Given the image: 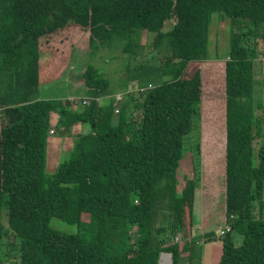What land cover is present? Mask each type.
<instances>
[{
	"label": "trees",
	"instance_id": "16d2710c",
	"mask_svg": "<svg viewBox=\"0 0 264 264\" xmlns=\"http://www.w3.org/2000/svg\"><path fill=\"white\" fill-rule=\"evenodd\" d=\"M214 12L230 23L225 132L211 131V116L199 130L201 163L179 193L184 139L195 118L202 125L212 113L201 71L189 70L209 61ZM82 31L91 55L108 49L128 58L118 115L117 91L92 65L78 76L85 95L73 100L76 109L39 98L41 85L63 78L73 53L69 42L42 55L44 37ZM142 32L151 44L140 43ZM260 39L264 0H0V264L10 234L17 264H157L161 253L171 264H201L209 243L221 250L215 264H264V106L253 105ZM130 83L151 88L138 96ZM53 114L62 133L75 124L89 131L47 177ZM216 218L222 235L210 226ZM52 219L67 229L51 227Z\"/></svg>",
	"mask_w": 264,
	"mask_h": 264
},
{
	"label": "rangeland",
	"instance_id": "374dc122",
	"mask_svg": "<svg viewBox=\"0 0 264 264\" xmlns=\"http://www.w3.org/2000/svg\"><path fill=\"white\" fill-rule=\"evenodd\" d=\"M170 22L166 24V29L170 28ZM77 33V35H76ZM230 33V23L229 19L219 12H214L210 16V23H209V36H208V51H207V58L209 61L205 62H194L191 64L189 73L193 70L199 69L201 71V78H202V102L208 101L210 102V109L212 113H210L207 117H203L202 125L197 118H195L192 122V128L190 133L185 137L183 143L184 149V158L180 162L181 168L178 171V186L177 190L180 193L182 189V184L188 180L193 178L194 170L193 166L199 167L201 163V154L197 152V145L198 143L202 145L199 130L203 131V125H206L209 120L211 123V131L217 132L216 136H222L221 132H225V123L224 120V62L228 56L229 52V34ZM44 44L46 47L43 49L42 55L44 53L51 54L56 49H61L63 46L68 47V43L72 42V56L70 59L69 68L66 71L63 78L48 83L45 85H41V90L39 93V98L44 97L48 99H61V100H69L72 104L73 108L76 103L72 100L76 96L81 97L83 92L81 88L78 86V76L81 74L83 69H85L88 65H92L101 72L104 73L105 79L110 83L113 89L117 92L116 94H123L121 92V79L123 78V69L128 62V58L125 54H122L118 50H103L96 55H91L89 49H86V42H87V33L82 32H75V33H68V38L64 40L65 36L62 35L58 37L54 34L48 35L44 37ZM77 41V42H76ZM153 41V36L142 32L140 35V43L141 44H151ZM63 42L64 45H60ZM60 46V47H59ZM62 50V49H61ZM257 59L260 61V64L256 66V76L254 78V88H253V105L257 108L258 104L264 106V41L258 40L257 41ZM145 54H148V48L144 50ZM158 57V56H157ZM129 89H133L134 85L130 83L128 85ZM69 97V99H68ZM219 108V112H218ZM258 109V108H257ZM256 109V112H257ZM262 110V109H261ZM261 111H258V114ZM263 112V110H262ZM220 116V117H219ZM220 121V129L218 127L219 120ZM83 126H88L84 124H75L72 127H69L66 130V133H62L61 127L58 124V118L56 115H53L50 120V129H54L56 134L52 135L47 133L46 138V148H45V163H44V171L47 177L53 174L58 166V164L63 161V157L68 155V150L72 148L75 139L74 134L76 132L83 131ZM88 128V127H87ZM264 130V127H263ZM201 149V146H200ZM192 156V158H190ZM69 158V157H68ZM193 159V161L191 160ZM193 164V165H192ZM198 179V177H197ZM197 184L199 182L197 181ZM199 187L197 185V190H195V205L194 207L198 208L199 205ZM2 222L3 227L7 230V216H6V209L5 206H2ZM194 221L195 227L193 231H198V219L197 213L194 215L192 219ZM218 218L213 219L210 221V226L214 227L215 225V234H219V225ZM50 225L53 228H61L64 230L65 228L63 222L52 219L50 221ZM67 229V228H65ZM133 233V232H132ZM134 234V233H133ZM188 235L185 234V237ZM17 240H15L11 234L6 237L5 239V246L2 249L3 254H5L4 264H17L16 259H11L10 254L14 255L15 247H17ZM239 244V238H236L235 245ZM202 251V256L205 255V251ZM215 254L217 249H215ZM219 252V249H218ZM16 257V255H15ZM218 257L212 258V261H216Z\"/></svg>",
	"mask_w": 264,
	"mask_h": 264
},
{
	"label": "crops",
	"instance_id": "0c3cea01",
	"mask_svg": "<svg viewBox=\"0 0 264 264\" xmlns=\"http://www.w3.org/2000/svg\"><path fill=\"white\" fill-rule=\"evenodd\" d=\"M78 86L81 88V83L79 82V77H78ZM40 90H41V86L39 87V93H40ZM81 91L83 92V90L81 89ZM85 94H83L81 97H78V96H76L75 98H73L72 100H75V101H78V100H81L82 99V97L84 96ZM40 99H42V100H48V98L46 97V98H44V97H41ZM68 99H69V97H68ZM77 105H78V102L76 103V105H74V108L76 109L77 108ZM79 106V105H78ZM53 115H55V114H53ZM52 115V116H53ZM57 117V116H56ZM85 125V124H84ZM89 128H87L86 126H83V131H81V132H87V131H89L88 130ZM50 130H53L54 131V129H50ZM49 134H50V131H49ZM54 134H56V131H54V133L52 134V135H54ZM78 134H79V132H76L75 134H74V138H77L78 137ZM71 149L72 148H70L69 150H68V154L71 152ZM194 205H195V201H194ZM197 213V219H199V205H198V208H197V211H196V208L195 207H193V218H194V215ZM193 223H194V226H193V230H194V227H195V224L197 223H195L194 221H193ZM220 232V231H219ZM219 245L218 244H216V243H209L208 245H205V255H203L202 256V261H201V264H215L216 262H217V260L219 259V257H220V254H221V250H220V247H218ZM215 249H217V252H216V254H215ZM218 249H219V252H218ZM217 254H218V257H217V259H216V261H214V259H213V261H212V258L213 257H215V255L217 256Z\"/></svg>",
	"mask_w": 264,
	"mask_h": 264
},
{
	"label": "built area",
	"instance_id": "2783aa9c",
	"mask_svg": "<svg viewBox=\"0 0 264 264\" xmlns=\"http://www.w3.org/2000/svg\"><path fill=\"white\" fill-rule=\"evenodd\" d=\"M149 88H151V85L150 84L147 86V88L135 86V87H133V89H129V90L130 91H134V94H136V95L139 96V95L143 94L145 92V90H147ZM127 93L116 94L114 96V102H115L114 114L115 115H118L119 114V112H120V106L124 102V98H125V96H126ZM83 104H86V101H84ZM53 133H54V131L53 130H50V134H53ZM222 234H223V230H221L219 232V235H222Z\"/></svg>",
	"mask_w": 264,
	"mask_h": 264
},
{
	"label": "water",
	"instance_id": "95a60500",
	"mask_svg": "<svg viewBox=\"0 0 264 264\" xmlns=\"http://www.w3.org/2000/svg\"><path fill=\"white\" fill-rule=\"evenodd\" d=\"M162 256H166V257L168 258V259H167L168 262H165V263L161 262ZM157 264H171V254H168V253H161V254H160V257H159V261H158Z\"/></svg>",
	"mask_w": 264,
	"mask_h": 264
}]
</instances>
